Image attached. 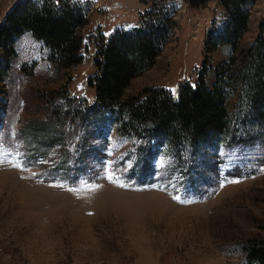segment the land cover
I'll return each mask as SVG.
<instances>
[{
  "label": "rangeland",
  "instance_id": "rangeland-1",
  "mask_svg": "<svg viewBox=\"0 0 264 264\" xmlns=\"http://www.w3.org/2000/svg\"><path fill=\"white\" fill-rule=\"evenodd\" d=\"M26 1L0 0V27ZM69 1L88 12L80 64L53 62L30 32L0 58V264H246L245 245L264 240V127L243 124L238 78L224 92L229 136L183 154L121 130L90 86L98 37L162 12L170 37L123 100L151 89L175 97L202 77L212 88L232 54L210 49L229 20L220 0ZM245 10L240 50L264 38V0Z\"/></svg>",
  "mask_w": 264,
  "mask_h": 264
},
{
  "label": "trees",
  "instance_id": "trees-1",
  "mask_svg": "<svg viewBox=\"0 0 264 264\" xmlns=\"http://www.w3.org/2000/svg\"><path fill=\"white\" fill-rule=\"evenodd\" d=\"M209 1L187 0L192 8L203 7ZM254 2L220 0L229 20L222 33L211 38L210 49L228 46L232 54L216 69L218 77L212 88L202 77L199 83L186 86L175 97L163 89H151L145 97L123 100L131 81L155 63L170 37L172 25L165 14L146 13L140 28L116 30L107 41L99 36L97 71L90 80L97 95V112L116 111L123 120L121 130L145 141L166 140L183 154L186 149L197 150L229 136L232 119L224 92L238 78L235 83L244 87L238 96L246 94L248 101L243 124L251 129L264 127V38L260 34L251 47L239 49L247 30L245 9ZM87 14L83 7L69 0H27L15 5L0 27V58L3 54L12 55L16 38L30 32L50 50L53 62L64 69L80 64L81 32L89 23ZM3 69L0 62V71ZM244 252L246 264H264V240L248 242Z\"/></svg>",
  "mask_w": 264,
  "mask_h": 264
},
{
  "label": "snow or ice",
  "instance_id": "snow-or-ice-1",
  "mask_svg": "<svg viewBox=\"0 0 264 264\" xmlns=\"http://www.w3.org/2000/svg\"><path fill=\"white\" fill-rule=\"evenodd\" d=\"M123 186V185H121ZM174 199H177L178 201H180V197L179 196H175ZM181 202H185V201H181Z\"/></svg>",
  "mask_w": 264,
  "mask_h": 264
},
{
  "label": "water",
  "instance_id": "water-1",
  "mask_svg": "<svg viewBox=\"0 0 264 264\" xmlns=\"http://www.w3.org/2000/svg\"><path fill=\"white\" fill-rule=\"evenodd\" d=\"M9 13H10V12H9ZM9 13H8V14H9Z\"/></svg>",
  "mask_w": 264,
  "mask_h": 264
}]
</instances>
